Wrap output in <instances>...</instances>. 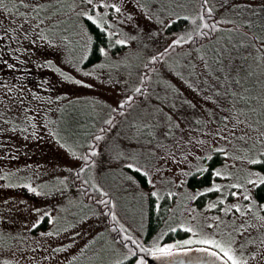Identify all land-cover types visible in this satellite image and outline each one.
I'll list each match as a JSON object with an SVG mask.
<instances>
[{"label":"rangeland","instance_id":"374dc122","mask_svg":"<svg viewBox=\"0 0 264 264\" xmlns=\"http://www.w3.org/2000/svg\"><path fill=\"white\" fill-rule=\"evenodd\" d=\"M108 2L119 4L121 13L97 5L91 14L108 11L105 27L119 35L109 37L107 55L86 65L90 35L79 15L89 9L85 0H25L27 6L0 0L7 8H0V264H137L150 255L140 246L154 243L219 252L203 238L234 240L237 254L264 251V210L253 196L243 199L245 187L252 195L254 187L243 177L253 164L239 158L264 147V0H208L220 24L212 31L215 41L168 53L173 40H185L198 28L200 0ZM178 18L187 19V27L166 31L168 20ZM246 27L261 39L255 41ZM118 38L128 43L118 44ZM157 53H165L163 59L150 60ZM126 96L135 100L96 134ZM220 129L227 139L214 135ZM90 139L97 140L96 152L90 151V164L77 175ZM210 146L232 154L215 170L234 175L216 177L221 188L198 207L199 195L191 197L202 188H189L187 179L206 168L210 159L197 157ZM235 177L243 187L232 186ZM152 198L155 207L162 200L168 205L159 230L146 240ZM237 202L247 215L222 210ZM209 203L217 207L206 208ZM249 203L252 209L245 207ZM177 230L185 236L168 240Z\"/></svg>","mask_w":264,"mask_h":264},{"label":"snow or ice","instance_id":"6c2138e0","mask_svg":"<svg viewBox=\"0 0 264 264\" xmlns=\"http://www.w3.org/2000/svg\"><path fill=\"white\" fill-rule=\"evenodd\" d=\"M208 0H204V4H207ZM19 3L21 5H24V6H27L25 5V0H19ZM85 3L87 5H89V9H86V10H83L79 13L80 16L82 17H85L87 18L88 20L90 21H93L95 24H97L101 29H104V31L107 33V35L109 37H116L119 35V33H112L110 31H108V29L105 27V24L106 23H109L110 24V21H106L105 20V17L109 15V12L108 11H104L103 14H100V13H97L96 15H92L91 14V9L95 8L97 5L99 6H102L103 9L105 10H114L115 13L119 14L121 13L122 11V8L119 4L113 2V3H109L108 0H85ZM141 8H145L146 6L141 4L139 5ZM36 7H43V5H37ZM203 7V5H202ZM0 8H4L5 11H7V8L4 4L0 3ZM207 11L209 13H211L212 9L211 7H209L207 9ZM151 18V17H149ZM132 19V16L131 14H129L127 16V20H131ZM201 19H203V17H201ZM38 23H43V21H38ZM163 23V22H161ZM168 24H171L172 23V20L169 19ZM201 27H207L206 24H201ZM42 39H47L46 36H42L41 37ZM89 40H91V37H88ZM189 39H191V36H189ZM254 39H261V37H254ZM51 42V41H49ZM116 42L118 44H127L128 43V39L127 38H124V39H116ZM183 40L182 38H177L176 40H173L172 41V44H177V43H182ZM172 47V45L170 44L169 45V48ZM260 48L261 49H264V44L260 45ZM165 51H167V49H165ZM99 52L104 54V55H107V49L105 47H100L99 48ZM160 57L161 59H163V56L160 54V53H157L155 56H152L150 57V60L152 61H156L157 60V57ZM145 67H149L148 65H145ZM69 79H71V77H68ZM142 80L144 79L143 77L141 78ZM77 83H84V81H81V80H77L76 81ZM134 91L136 92H139L140 91V88L137 87L134 89ZM133 100V97L132 96H126L124 100H121L119 102L120 106L123 107L125 105V103L127 101H132ZM230 118L228 116H224L223 117V120L224 121H228ZM111 120L108 121V123H110ZM239 123V122H238ZM233 127H236V125H233ZM103 130L101 129V132ZM222 132L223 130L220 129V130H217L214 135L216 136H219L223 139H227V137H224L222 135ZM261 136H264V133H261L260 134ZM101 137H96V139H100ZM259 140V137L257 138ZM261 144H264V140H260L259 141ZM198 144H202V143H206V141H197ZM91 151L93 153L96 152V149L95 148H92ZM212 152H222L224 156L226 157H231L232 154L228 151H226L223 147H220V148H216V147H212L210 146V150L208 152L205 153L204 156H198L197 159L200 160L201 162L207 160V159H211V153ZM74 155H76V153H73ZM240 159H244V160H247L250 164H264V147L260 148L255 154H250L248 156H244V157H239ZM83 159L85 160H88L89 158L87 156L83 157ZM236 157H233V160H235ZM85 167H87V164H85ZM127 167L129 168H132V169H138V170H142V169H139V165L136 164V163H130L127 165ZM84 169L81 168L80 171L82 172ZM204 169L203 168H197V171L200 172V171H203ZM188 173H183L182 172V175H187ZM144 175L147 177L149 176V173L148 172H144ZM212 175L213 176H216V177H232L234 174L232 172H229V171H226L224 169H220V170H212ZM235 179L237 180V182L232 185L234 186L235 188L239 189L241 187L244 186V184H247L251 187H256L258 185H264V172H261L259 170H256V169H248L246 170V174L244 175L243 179H244V184H241L239 182L240 180V177H235ZM149 182L150 183H155V181L149 179ZM87 183V182H85ZM221 188V185L216 183L215 181L212 182L211 184V187H205L202 189V192H209V191H212V190H216V189H220ZM29 190L31 191H36V189L32 188L31 185H29ZM100 193L102 194V196H106L107 193L104 191L103 188H100L99 189ZM201 194V191H197L195 193V195H193L191 198L192 199H195L196 196L200 195ZM152 196H158V193L156 191H153L151 193ZM169 196L172 195L171 192L168 193ZM231 195H235V196H239L241 195V193L239 192H232ZM243 199L245 200H249L251 201L252 200V195L251 193L248 191V188L245 187V191H244V194H243ZM100 203H104L103 200L100 201ZM259 206L260 209L264 210V203H259V202H256ZM253 203H249L247 204L245 207L247 209H252L253 208ZM113 207H114V204H113ZM217 205L216 203H209L206 205V208H216ZM226 214L229 213V212H233V210H235V212H242L243 215H247V212L246 211H242V205L237 202V203H231V204H228L226 205V207L224 209H222ZM34 211H37L36 209H34ZM111 218L115 221L117 219L116 217V214L115 212H111ZM214 219L216 220H219V217H214ZM261 220H264V216H261L260 217ZM37 223H39V219L37 220ZM33 227H35L36 225L33 224L32 225ZM122 227V226H121ZM209 227H212V225H210ZM244 225L241 224L240 225V228L237 229V231H241L244 229ZM191 230V229H190ZM191 241H185L184 243H190ZM202 242L205 243V244H213L215 248L219 249V252L217 253H214L215 255H217L219 257L220 260H222L224 262V264H252V261H259V260H264V251H261V252H256V251H251L247 254H245L244 252H240L239 254L236 253L233 245L235 243L234 240H232L231 242H224V241H220V240H215V239H208V238H203L202 239ZM251 243V241H250ZM260 246L262 249H264V238L261 239L260 241ZM243 247V245L241 246ZM176 248L175 245L173 244H164V245H160L158 243H154L152 245V247H143V246H140V251L141 252H147L149 253L150 255L152 256H156V257H160V256H164V255H170L171 252ZM181 251H185V249H180ZM207 251H209L210 254H212V250L211 249H208ZM220 253H223V255H220ZM131 254V252L129 253ZM127 257H125L126 259ZM4 264H8L7 261L4 262ZM114 264H120V260L117 259L114 261ZM137 264H145V261H144V258L141 257L138 261H137Z\"/></svg>","mask_w":264,"mask_h":264},{"label":"trees","instance_id":"16d2710c","mask_svg":"<svg viewBox=\"0 0 264 264\" xmlns=\"http://www.w3.org/2000/svg\"><path fill=\"white\" fill-rule=\"evenodd\" d=\"M201 2V17H203V19L200 18L201 23L199 24L198 28L189 36H191V39H189V36L183 40L182 43H177V44H172V47H168L167 51H165V53L171 52V51H177L180 49H186V48H191V47H200L203 46L205 44L214 42V35L212 34V31L214 32L215 28L214 26H219L220 24H218L219 22L216 21L215 19V15L211 12L209 13L207 11L208 7H206V5L204 4V0H200ZM203 5V7H202ZM205 5V6H204ZM212 14V15H211ZM84 23H85V27L87 29L88 34L91 37L90 40V44H89V49H88V53H87V57L84 60V64L88 65V64H92L95 61H98L101 58L102 53L99 52V48L100 47H105L107 48L109 45V36L107 35V33L104 31V29H101L97 24H95L93 21L88 20L87 18L84 19ZM189 21L185 18H178L176 20H174L169 26H167L166 31H178L181 30L182 28L187 27ZM201 24H206L207 27H201ZM247 28V29H246ZM245 30L248 31V33H250L251 35H256L255 29H249L248 27H246ZM217 30V29H216ZM243 31H245L244 29H242ZM215 34V32H214ZM255 37H258L257 35ZM259 40V39H258ZM257 39H255V41H258ZM163 53V55L165 54ZM162 55V56H163ZM258 55H260V57H263V55L261 53H258ZM160 60V57H157V61ZM133 100H135V97L133 98ZM132 101H127L125 103V105L123 107H118L115 108L114 111L111 114V122L108 123V121L106 123H104L103 126H101L100 128H98L96 134H100L101 133V129H105L108 126H110L112 124V122L114 121V119L120 115L125 109L126 106H128L129 104H131ZM103 129V131H104ZM102 131V132H103ZM95 134V135H96ZM93 135L91 137V139L95 136ZM91 139L89 141V143L83 148V156H87L89 158L88 155H90V151L91 149L94 147V145L96 144V141L93 139L92 143H91ZM223 154L221 152H215L213 154V156L211 157V159L208 161V164L206 166V168H204L203 171L201 172H196V173H192L188 179H187V185L189 186V188L192 189H200V188H205L211 185L213 180H216V176L212 175V170H215V168L219 165L222 164L223 162ZM85 164H87V166L90 164L89 163V159L85 160L84 159V164L82 166H80L79 169L76 170L75 174L77 173V175L79 174H83L85 169H87L85 167ZM83 168L84 170L81 172L80 169ZM252 168L259 170L261 172H264V164H253ZM136 178H138L142 184L146 183L145 181V177L141 174V172H139L138 170H133L130 171ZM78 182V181H76ZM88 182V181H87ZM80 183V182H79ZM89 183V182H88ZM80 185V184H79ZM81 188L83 189V191L88 192L89 188H87V185H80ZM91 188V187H90ZM214 196H216L215 191H209V192H203L201 193L197 198H196V205L198 207H203L204 204L206 203V201L208 199H213ZM252 196L254 199V202H259V203H264V185H258L256 187H254L252 189ZM98 202V201H97ZM100 206L104 209H107L109 207V204L107 203V207L105 206V203H100ZM168 203L166 200H162L160 201V204L158 207H155V199H151L150 203H149V209H148V220H147V232H146V240H148L154 233H156L157 230H159L162 220L164 219V217L166 216V207H167ZM256 205H258L256 203ZM259 207V206H258ZM185 234L184 232L177 230L174 234H169L168 240L170 239H180L181 237H184ZM145 260V257L142 256ZM133 261L128 260L125 263H120V264H132Z\"/></svg>","mask_w":264,"mask_h":264},{"label":"water","instance_id":"95a60500","mask_svg":"<svg viewBox=\"0 0 264 264\" xmlns=\"http://www.w3.org/2000/svg\"><path fill=\"white\" fill-rule=\"evenodd\" d=\"M208 249L212 250V254L207 251ZM214 253L217 251L205 246L177 248L170 255L160 257L149 255L145 259V264H224Z\"/></svg>","mask_w":264,"mask_h":264}]
</instances>
